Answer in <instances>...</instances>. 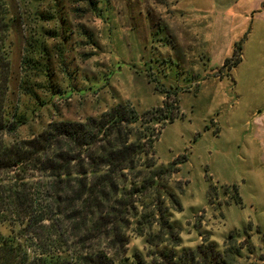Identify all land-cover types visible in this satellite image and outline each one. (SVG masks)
<instances>
[{
	"label": "rangeland",
	"instance_id": "374dc122",
	"mask_svg": "<svg viewBox=\"0 0 264 264\" xmlns=\"http://www.w3.org/2000/svg\"><path fill=\"white\" fill-rule=\"evenodd\" d=\"M6 5L3 104L17 127L5 141L120 102L138 112L159 107L169 95L179 114L162 128L161 120L152 124L158 165L186 155L160 181L181 203L171 218L181 246L213 242L223 264H264V0ZM130 247L143 250V238L133 235Z\"/></svg>",
	"mask_w": 264,
	"mask_h": 264
},
{
	"label": "trees",
	"instance_id": "16d2710c",
	"mask_svg": "<svg viewBox=\"0 0 264 264\" xmlns=\"http://www.w3.org/2000/svg\"><path fill=\"white\" fill-rule=\"evenodd\" d=\"M9 20L0 0V264H223L213 242L182 247L171 219L181 203L160 181L186 155L158 165L160 132L152 124L161 120L162 128L179 114L169 95L159 107L138 112L120 102L84 121H53L32 137L5 141L17 127L7 123L3 104ZM133 235L143 238V250L130 247Z\"/></svg>",
	"mask_w": 264,
	"mask_h": 264
}]
</instances>
